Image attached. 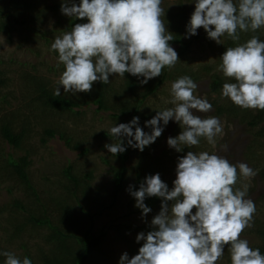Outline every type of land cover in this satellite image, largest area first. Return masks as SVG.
Returning a JSON list of instances; mask_svg holds the SVG:
<instances>
[{
	"label": "clouds",
	"instance_id": "9594fccd",
	"mask_svg": "<svg viewBox=\"0 0 264 264\" xmlns=\"http://www.w3.org/2000/svg\"><path fill=\"white\" fill-rule=\"evenodd\" d=\"M61 11L88 22L75 23L71 31L57 36L51 44V50L58 52V66L64 65L55 97L61 95V86L64 93L91 92L94 82L108 84L114 74L142 76L140 82L146 84L180 60L169 44L174 37L162 19V0H81L71 6L64 0ZM201 27L217 43L224 35L239 41L241 32L254 33L264 28V0H195L187 35H196ZM220 59L217 70L234 81L223 84L222 98L243 109L264 110V41L253 35L244 43L228 47ZM197 87L190 76L177 78L171 83L168 101L173 107L159 110L145 122L152 128L151 133L138 126L139 117H133L129 123L108 130V135L119 142L106 143L105 148L113 155L123 153L126 147L122 138L128 137V145L143 151L162 134L160 121L167 125L172 119L183 129L167 141L176 151L199 145L201 137L215 147V138L223 127L218 117L194 114L193 110H212L206 98L195 95ZM255 175L245 162L232 164L215 153L188 151L178 158L171 190L159 173L147 176L138 190L130 186L136 207L145 216L151 212L145 204L146 197H160L163 201L160 212L151 220L153 230L136 237L137 242L144 241L138 254L129 258L127 252L123 253L119 264H218L225 246L231 264H264L260 249H253L247 239L241 238L244 230L253 225L256 205L246 198L247 184L235 187L239 177ZM0 255L6 258L4 264H32L28 257L21 260L10 251Z\"/></svg>",
	"mask_w": 264,
	"mask_h": 264
},
{
	"label": "rangeland",
	"instance_id": "374dc122",
	"mask_svg": "<svg viewBox=\"0 0 264 264\" xmlns=\"http://www.w3.org/2000/svg\"><path fill=\"white\" fill-rule=\"evenodd\" d=\"M40 4V7L52 6L54 4L64 3V0H34ZM81 0H68L69 6L72 3L79 4ZM162 7L166 12L173 11L180 15L183 20L184 28L186 30L185 38L195 39L194 35H187V25L190 21L191 15L195 10V0H162ZM58 16L54 11L48 10L44 18L42 27L40 28L41 34L34 35L31 31L26 30L25 27H20L14 31L12 39L8 38V34L0 32V71L6 73V77L10 78L9 86L0 87V109L8 108L10 110L21 109V119H26L25 115L28 114L25 108L27 99L23 95L24 84L21 76L24 72H38L46 76L48 79L53 80L57 84L62 72L57 73L52 70L53 67L58 66V59L54 53L49 49V46L54 42L57 36L65 32L56 30ZM23 30V31H22ZM197 33L201 37L193 43L188 53L177 61L174 68H172V77L168 79L157 90L156 93L151 95L142 109L140 110V122H146L154 117L159 110H163L173 105L168 102L171 100L170 87L171 83L177 78L187 75L190 76L198 87L195 90V95L201 98H206L212 104V110L207 113L195 112L194 114L200 115L202 118L210 116L218 117L223 131L218 134L216 145L213 147L208 144L207 140L203 137L200 138V143L197 146L188 148L184 146L182 152L176 151L175 148L170 147L167 143L169 137H176L182 131L181 125L174 119L170 120L167 125L160 121V126L163 127L162 134L155 140V142L148 145L149 156L145 159V163H150L154 168L155 174L159 173L161 179L168 185L174 186L176 178V168L178 165V158L187 154L188 151L199 153L201 151H208L210 154H218L229 160L232 164L238 162H245L256 173L255 176L244 178L239 177L236 188H241L243 184L248 185V192L246 198H250L256 205L255 216L264 220V179L260 177L259 167L264 165V136H259L257 147L253 148L257 151L256 157L253 159L249 156L248 147L251 145L255 135L264 128V123L258 128L248 127L247 124L241 121V117L236 116L227 111L229 107L235 106L228 98H222V89L218 92L212 90L213 76L220 75L226 80L228 78L223 76L221 71H218V65L222 62V50L225 45L226 36L221 37V43L210 39L207 32L203 27L199 28ZM46 37L51 40L46 41ZM178 53L179 45H171ZM36 68V69H35ZM112 79L117 88L123 83V77L119 75H112ZM63 87V86H61ZM7 95L6 99L8 104H5L3 97ZM167 102V103H166ZM219 107L224 108L225 112L219 114ZM238 107V106H237ZM97 105H85L80 109H76L74 113L63 112L56 118H48L41 123L40 120L34 122L35 130L32 131L30 139L26 145L27 150H31L32 165L30 167V175L38 190L39 197L42 203H46L49 210L51 207L49 195L65 192L64 185L69 183L64 176L65 169L73 164L74 173L82 177L88 172L93 173V178L89 182L88 197H83L82 191L79 195L83 199L85 206L91 205V210L96 211L99 209L98 203L104 201L105 205H111V208L103 210L101 215L96 220L95 231L97 234L103 229L107 232V236L101 247V256L95 260H91L88 264H119L120 257L123 253L127 252L129 258L138 254L139 248L143 245L144 241L137 242L136 237L140 231H124L133 246L137 247L136 252H132L129 244L119 237V230L116 228L119 224L142 226L148 224L151 226V220L160 212L161 209H156L148 213L146 216L143 212H138L136 201L128 190L130 186L134 190L135 185V172L141 158V152L138 148H134L133 152L126 162L130 171L127 175L123 191L118 195L116 200H113L111 193L114 188L115 173L122 165V160L116 155L111 154L105 144L117 143L116 139L105 136L108 130L121 123L113 119L112 111H99ZM241 108V107H239ZM253 110V109H248ZM76 112H80L79 114ZM5 113L1 111V114ZM53 126L61 130H67L75 140H81L85 146L89 148L87 154L83 155L80 151H75L69 148L65 141L59 135L54 138H49L47 143L43 144L41 141L42 133L45 127ZM135 125L133 129H135ZM145 132L151 133L152 128L147 126L146 123L142 128ZM257 138V139H258ZM26 150V151H27ZM252 150V151H253ZM0 152L8 154L15 153L16 156L26 154L25 151L14 150L7 142L0 138ZM3 155L0 154V160H3ZM151 169V168H150ZM14 187L12 193H9L8 188ZM52 193V194H51ZM99 196V197H97ZM20 199L25 204L31 206L32 209L41 208V202H38L34 196L28 195L26 191L19 185H15V181H1L0 182V208L4 205L8 206L16 200ZM97 201V205L95 204ZM193 209V213H195ZM5 216V214H3ZM254 226L246 228L242 233L241 238L247 239L249 245L260 242V239L253 231ZM47 232L44 230H31L26 236L25 240L29 245V249L33 254H36L38 248L43 243L42 236ZM0 238L2 244L7 237L0 231ZM19 245V242H17ZM11 252L15 255L22 256V250L15 246H10ZM224 252L223 257L218 261V264H231L230 254L226 257Z\"/></svg>",
	"mask_w": 264,
	"mask_h": 264
},
{
	"label": "trees",
	"instance_id": "16d2710c",
	"mask_svg": "<svg viewBox=\"0 0 264 264\" xmlns=\"http://www.w3.org/2000/svg\"><path fill=\"white\" fill-rule=\"evenodd\" d=\"M48 10L54 11L58 16L57 26L62 31H71L75 23H86L87 19L72 18L62 13L61 4H54L52 6L40 7V4L34 0H0V32L8 34V38L12 39L14 31L20 27H25L26 30L31 31L34 35L41 34L40 28L43 25L46 12ZM163 22L174 39L169 41V44H176L178 48V56L184 57L195 40L201 37L197 33L193 39H186V30L184 22L180 19V15L176 12L169 11L162 17ZM23 31V30H22ZM253 35L259 37L264 41V28L256 32H241L240 40L233 41L227 35L225 45L222 53L228 47H234L238 43H244ZM46 41L51 43L50 38L46 37ZM51 50V46H49ZM58 59V52L51 50ZM60 68L56 66L52 68L54 72H62L64 65L59 64ZM36 69V68H35ZM172 77V69L165 67L160 76L154 77L146 84L140 81L144 77L134 76L130 73H125L123 76V83L120 88L116 87L112 75H110V83L104 84L101 81L93 83L91 92H81L77 94L64 93L63 87H60L61 95L54 96V91L57 84L53 80L48 79L46 76L38 72H24L21 76L24 84L23 95L28 100L25 108L28 112L25 115L26 119H21L22 110H10L5 108L0 109V138L7 142L14 150L25 151L26 154L16 156L15 153H2L3 160H0V182L1 181H15V185H20L26 193L34 196L38 202H41L38 190L30 175V167L33 163L31 155L32 151L27 150L26 145L30 139V135L35 130L34 122L40 120L44 123L45 119L56 118L63 112L74 113L76 109H80L85 105H97L99 111H112L113 119L121 121V123H129L133 117H139L140 110L146 103V100L157 92V90ZM10 78L6 77V73L0 71V87H7L10 83ZM225 82H234L228 78L226 80L220 75L213 76L212 90L218 92L222 89ZM7 95L3 97L5 104H8L6 99ZM1 111L5 113L1 114ZM21 112V113H20ZM225 112L224 108L219 107V114ZM228 113L241 117V121L252 128H258L264 123V110H248L235 106L229 107ZM80 113V112H76ZM36 119V120H33ZM34 121V122H33ZM36 124V122H35ZM145 122H140L139 127L143 128ZM135 129H133L134 131ZM105 133V136H109ZM57 135L65 141L66 145L75 151H80L85 155L88 153L89 148L85 146L81 140L75 138L67 131L61 130L56 127H45L42 133L41 141L43 144L47 143L49 138H54ZM259 136H264V128L254 136L251 140V149L248 153L251 158H255L257 151L253 148L257 147ZM259 137V138H258ZM258 138V139H257ZM116 139L117 142L118 139ZM128 137L122 138V143L126 147V151L119 153L116 156L122 160V165L115 173L114 188L111 193L113 200H116L118 195L123 191L127 181V175L130 171L126 162L129 160L133 147L128 145ZM134 140V137L132 138ZM27 150V151H26ZM253 150V151H252ZM149 156L148 146H145L141 152V158L135 172V185L134 190H138L140 184L146 181L149 175H155L154 168L150 167V163H145V159ZM255 156V157H254ZM151 168V169H150ZM259 174L264 179V165L259 167ZM64 176L69 183L65 184L63 189L65 192L49 195V203L52 210H49L46 203L41 202V208L34 210L31 206L25 204L23 200L16 199L11 205H4L0 208V231L7 237L4 239L6 246L2 244L0 238V252L10 251V246L16 244L18 249L22 250V256L16 255L21 260L24 257L31 259L32 264H88L91 260H95L101 256V247L107 236V232L103 229L99 234L95 231L97 218L101 215L104 209L111 208V205H105L104 201L98 203L99 209L96 211L91 210V205L85 206L83 199L79 195L82 191L83 197H88L89 182L93 178V173L88 172L82 177L74 173V165H69L65 171ZM171 190L174 186H168ZM14 187H9V193H12ZM99 197V196H97ZM264 199V194L262 195ZM135 201V197L133 198ZM163 198L160 197H146L145 204L151 208V212L156 209H161ZM171 205V201L168 202ZM97 205V201L95 200ZM142 212V209H138ZM150 213V212H149ZM5 214V216L3 215ZM253 231H255L260 239V242L251 244L253 249L259 248L261 253L264 254V220L254 215L253 218ZM119 230V237L129 244L131 251L134 253L138 249L133 246L124 231H140L147 232L153 230L152 226L144 224L142 226L121 225L116 227ZM47 232L43 234V243L38 248L36 254H33L25 238L31 230H44ZM19 242V245H17ZM226 257L230 254L228 246H225ZM6 258L0 255V264H4Z\"/></svg>",
	"mask_w": 264,
	"mask_h": 264
}]
</instances>
